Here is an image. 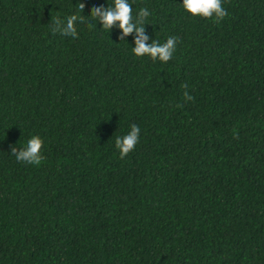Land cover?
I'll return each mask as SVG.
<instances>
[{"label":"trees","instance_id":"trees-1","mask_svg":"<svg viewBox=\"0 0 264 264\" xmlns=\"http://www.w3.org/2000/svg\"><path fill=\"white\" fill-rule=\"evenodd\" d=\"M129 2L168 63L90 16L114 0H0V264H264V0ZM32 136L39 166L11 154Z\"/></svg>","mask_w":264,"mask_h":264},{"label":"clouds","instance_id":"clouds-1","mask_svg":"<svg viewBox=\"0 0 264 264\" xmlns=\"http://www.w3.org/2000/svg\"><path fill=\"white\" fill-rule=\"evenodd\" d=\"M184 9L193 17L203 19H213L216 23H220L228 12L223 7V0H183ZM85 4H78V9L82 13ZM150 11L147 7L141 8L138 13L133 14V7L129 0H114L112 5L107 7L94 6L91 9V15L98 23L102 24V28L112 31L114 27H119L121 30L120 40H126L129 35L135 34V47L132 48L133 53L140 58L148 56L152 61L159 60L162 63H168L176 50L178 38L170 36L167 41L161 44L159 41L152 40L149 43L150 37L146 34L145 25L147 18L150 16ZM77 22L83 23V15H70L66 18V22L59 17H52L50 28L53 33H60L64 36H70L73 39L78 38ZM93 28L92 24L88 25ZM184 98L186 101H193L194 97L187 91L188 85L184 84ZM141 129L133 123L130 126V132L122 137L117 136L115 146L119 150L120 159L127 157L135 150L140 140ZM44 141L39 136H32L27 141L25 148L18 149L13 147L11 154L16 157V160L29 165H37L42 160V148Z\"/></svg>","mask_w":264,"mask_h":264}]
</instances>
